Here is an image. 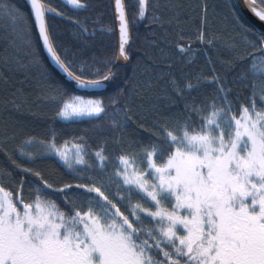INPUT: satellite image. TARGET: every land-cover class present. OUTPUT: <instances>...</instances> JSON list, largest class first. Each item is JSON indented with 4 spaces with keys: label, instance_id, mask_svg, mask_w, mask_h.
<instances>
[{
    "label": "snow or ice",
    "instance_id": "obj_1",
    "mask_svg": "<svg viewBox=\"0 0 264 264\" xmlns=\"http://www.w3.org/2000/svg\"><path fill=\"white\" fill-rule=\"evenodd\" d=\"M27 3L31 25L5 0H0V14L24 27L29 34L24 43L29 48L34 27L51 60L75 89L81 90L74 94L71 84L57 86L51 97L56 103L53 119L99 118L111 108L131 120L132 96L139 95L135 69L117 84L114 94L105 96V90L117 80L115 63L130 62V24H171L157 15L162 7L158 0H135L131 14L124 0H114L117 53L105 62L103 72L87 75L62 58L57 49L48 21L50 15L62 13L47 0ZM66 3L76 9L87 6L82 0ZM243 3L264 24V0ZM201 10L195 40L217 51L214 38L204 29L207 6L203 3ZM234 22L251 57L249 68L236 77L251 89L249 103L240 106L239 115L229 102L231 89L214 67H210V75H182L179 79L169 71L162 96L156 98L166 100L168 107L182 103L183 111L177 107L171 115L153 120L144 130L154 139L140 145L139 153L121 152L114 157L116 163L109 164L110 157L101 144L91 153L95 162H89L85 144H58L55 130L46 140L29 138L25 145L41 156L58 158L80 182L53 185L40 171L12 161L21 177L14 182L15 192L0 183V264H264V31L239 16H234ZM184 39L177 34L175 48L180 58L191 64L198 50L191 42H178ZM224 46L235 47L228 42ZM160 51L167 56L164 49ZM199 51L211 66L207 50ZM4 52L0 62L8 71L27 70L15 40L7 41ZM244 55L238 53L222 63L231 69ZM32 62L39 63L38 57L33 56ZM166 67L171 68L170 61ZM206 86H212V100L197 104L193 93L203 95ZM12 103L15 105V100ZM192 113L197 117L195 123ZM18 150L21 157L34 162L31 151H25L23 145ZM11 175L3 173L8 178ZM25 175L35 180L25 181ZM25 184L32 193L27 200L21 196ZM112 190L110 198L106 192ZM117 198L125 211L113 202Z\"/></svg>",
    "mask_w": 264,
    "mask_h": 264
},
{
    "label": "trees",
    "instance_id": "obj_2",
    "mask_svg": "<svg viewBox=\"0 0 264 264\" xmlns=\"http://www.w3.org/2000/svg\"><path fill=\"white\" fill-rule=\"evenodd\" d=\"M47 2L62 13L61 16L50 15L48 21L62 58L70 61L78 71L82 68L86 75L95 73L96 70L103 72L106 67L105 62L117 53L118 47L112 0H82L87 6L81 9L73 8L65 0H47ZM124 2L131 14L135 0H124ZM158 2L162 7L157 10V15L164 21L171 20V24L165 23L163 27L148 24L147 21L130 24L133 45L130 62L126 66L115 63L113 71L118 69L117 80L109 84L105 91V96L114 94L117 84L124 77L132 76L135 69V83L139 95L132 96V111L129 113L132 116L131 120L123 119L111 108L99 118L54 120L56 103L51 97L55 95L57 86H68V84L47 62L34 27L30 32L33 46L29 48L24 43V40L29 38L24 27L14 23L9 16L0 14V61L6 55L4 49L7 41L15 40L19 46V57L28 65L26 71H8L0 62V73L3 74V79H0V146H3V150H0V183L15 192L17 184L14 182L18 183L21 171L12 163L13 160L22 167H31L40 171L42 176L53 185L80 182L73 178L58 158L41 156L31 145L24 144L29 138L46 140L52 134V130H55L58 144L65 142L69 145L85 144L89 151L86 157L89 162H95L91 153L101 144L110 157L109 164L116 163L114 157L121 152L139 153L140 145L148 144L154 139L144 130L151 127L153 120L171 115L177 107L183 111L182 103L168 107L166 100L156 98L162 96L161 89L165 86L169 71L179 79L182 75L188 77L199 74L210 75V67H214L216 73L225 78L227 87L231 89L228 98L234 114L238 116L240 106L248 105L250 86H246L236 77L249 68L251 57L247 55L244 38L234 22V16H239L244 22H248L239 12L235 0H158ZM5 3L18 9L27 17L28 24H32L29 11L21 0H5ZM165 3L168 4L167 8L163 7ZM202 3L207 6V23L204 29L214 38L213 45L217 51L195 40L197 30L200 28ZM257 3L259 4V0ZM83 29H87V32ZM177 34L186 38L178 41L181 45L191 42L192 48L198 50L191 64L185 63L175 48ZM224 42L234 44L235 47L230 50L224 46ZM160 49H164L167 56ZM200 49L207 50L208 57L212 59L211 66ZM238 53H244V58L237 59L232 68L227 69L222 61H227ZM33 56L38 57L39 63L32 62ZM167 61L171 62L170 69L166 67ZM249 77H251L250 73ZM70 90L74 94H81L73 88ZM193 95L197 104H203L212 100L214 92L212 86H206L203 95L199 93ZM13 100L16 102L15 105L12 103ZM256 103L259 106L258 98ZM191 118L193 123L197 121L195 113L191 114ZM141 124L144 125L143 128L140 127ZM21 145L24 146L25 151L33 153L34 162L20 156L18 148ZM5 171L12 174L11 178L3 176ZM24 179L35 180V177L25 175ZM113 192L114 190L107 191L106 194L112 198ZM21 196L26 200L32 197L27 184L22 189ZM57 202L62 204L59 200ZM113 202L117 203V207L122 212L125 211L118 198ZM160 259L163 257L161 256Z\"/></svg>",
    "mask_w": 264,
    "mask_h": 264
},
{
    "label": "water",
    "instance_id": "obj_3",
    "mask_svg": "<svg viewBox=\"0 0 264 264\" xmlns=\"http://www.w3.org/2000/svg\"><path fill=\"white\" fill-rule=\"evenodd\" d=\"M25 6L27 7L30 17H31V21H32V16H31V8L30 5L27 3V0H21ZM236 5L238 7L239 12L241 13V15L243 16V18L251 25H254L255 28L258 31H264V24H262L261 22H259L252 14L251 12L247 9V7L244 5L243 0H235ZM112 4H113V11H114V17H115V9H114V0H112ZM115 24H116V32H117V38L119 39V33H118V20L115 17ZM37 36H38V32L37 30L34 28ZM40 46L41 49L43 51V54L47 60V62L49 63L50 67L68 84V85H72V88L78 92L81 93V90L79 89H75L73 82L68 81L67 77L65 76V74L54 64V62L51 60V58L49 57L47 51L43 48V43L42 41H40ZM117 64L120 66H126L128 63L122 62V61H117ZM108 83V82H106ZM107 90V89H106ZM105 90V91H106ZM83 94H89L90 93H83Z\"/></svg>",
    "mask_w": 264,
    "mask_h": 264
},
{
    "label": "rangeland",
    "instance_id": "obj_4",
    "mask_svg": "<svg viewBox=\"0 0 264 264\" xmlns=\"http://www.w3.org/2000/svg\"><path fill=\"white\" fill-rule=\"evenodd\" d=\"M65 2H66V0H65ZM75 119H83V118H72V119H69V120H75Z\"/></svg>",
    "mask_w": 264,
    "mask_h": 264
}]
</instances>
